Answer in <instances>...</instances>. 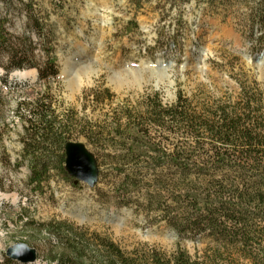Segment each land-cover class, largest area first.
<instances>
[{"label": "rangeland", "instance_id": "obj_1", "mask_svg": "<svg viewBox=\"0 0 264 264\" xmlns=\"http://www.w3.org/2000/svg\"><path fill=\"white\" fill-rule=\"evenodd\" d=\"M257 3L62 0L61 9H55L52 0L38 4L53 36L58 74L41 84L34 77L20 82L7 75L8 96L0 120V264L5 251L17 244L35 250L32 264H50L55 239L46 227L56 223L105 236L126 253L156 250L170 256L180 249L193 260L209 256L214 248L209 239L180 237L162 214L136 197L128 207H120L117 178L108 166L91 188L65 171L50 172L40 187L29 185L28 160L21 156L25 123L16 108L47 97L56 115L68 118L70 129L76 131L70 141L83 143L92 153L77 134L119 108L142 105L154 94L162 106L172 105L180 94L196 111L234 102L242 87L257 91L264 100V26L250 30L251 11L263 12L264 17V5ZM4 12L0 9L1 17ZM11 14L14 19L6 28L20 35L24 21L16 10ZM253 40L259 43L256 49L250 46ZM32 70L36 71H24ZM20 112L27 116L25 106ZM170 136H163L166 150L171 148V140L166 141ZM164 168L161 161L158 170Z\"/></svg>", "mask_w": 264, "mask_h": 264}, {"label": "trees", "instance_id": "obj_2", "mask_svg": "<svg viewBox=\"0 0 264 264\" xmlns=\"http://www.w3.org/2000/svg\"><path fill=\"white\" fill-rule=\"evenodd\" d=\"M42 1L0 0L5 11L0 16V120L8 96L4 92L7 75L18 79L14 73L35 69V83L41 84L58 74L53 36L38 6ZM52 2L55 9L62 8V0ZM257 5H264V0ZM15 10L24 21L20 35L6 28ZM250 16V30H261L263 12L251 11ZM250 43L253 49L259 44L257 40ZM24 106L26 117L20 112ZM16 109L25 123L21 156L28 160V184L40 187L50 172L64 173V145L76 131L70 129L68 118L56 115L47 97L18 103ZM117 110L95 126L88 125L83 135L77 134L93 148L97 179L108 166L117 178L120 207H128L136 197L149 210L162 214L180 237L203 236L214 248L203 261L191 259L180 249L170 256L156 250L126 253L105 236L56 223L46 227L55 239L50 264H264L261 94L242 87L234 102L214 103L202 111L192 108L180 94L169 106H162L154 94L142 105ZM164 133L173 135L166 138L171 140L168 150L162 146ZM161 161L166 168L158 170ZM3 264L15 263L6 258Z\"/></svg>", "mask_w": 264, "mask_h": 264}, {"label": "water", "instance_id": "obj_3", "mask_svg": "<svg viewBox=\"0 0 264 264\" xmlns=\"http://www.w3.org/2000/svg\"><path fill=\"white\" fill-rule=\"evenodd\" d=\"M64 155V170L67 175L89 188L93 187L97 182L98 168L93 154L86 146L80 142L68 141L64 145ZM5 256L19 264H32L36 261L35 250L25 244L8 248Z\"/></svg>", "mask_w": 264, "mask_h": 264}, {"label": "bare ground", "instance_id": "obj_4", "mask_svg": "<svg viewBox=\"0 0 264 264\" xmlns=\"http://www.w3.org/2000/svg\"><path fill=\"white\" fill-rule=\"evenodd\" d=\"M14 77H18L19 80L21 79H25L27 80L28 78L31 79L35 76V73L34 71H25V72H16L13 74ZM5 199H10V197H4ZM1 199V197H0ZM13 199V203H15L17 200L15 197L12 198ZM6 201H9V200H6Z\"/></svg>", "mask_w": 264, "mask_h": 264}]
</instances>
